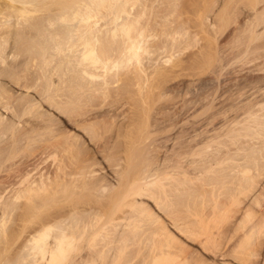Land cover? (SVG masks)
Here are the masks:
<instances>
[{
  "label": "bare ground",
  "instance_id": "bare-ground-1",
  "mask_svg": "<svg viewBox=\"0 0 264 264\" xmlns=\"http://www.w3.org/2000/svg\"><path fill=\"white\" fill-rule=\"evenodd\" d=\"M0 264H264V0H0Z\"/></svg>",
  "mask_w": 264,
  "mask_h": 264
},
{
  "label": "rangeland",
  "instance_id": "rangeland-1",
  "mask_svg": "<svg viewBox=\"0 0 264 264\" xmlns=\"http://www.w3.org/2000/svg\"><path fill=\"white\" fill-rule=\"evenodd\" d=\"M229 28H230V27H229ZM229 28H228V29H229ZM155 57H157V56L155 55ZM155 57H153V58H155Z\"/></svg>",
  "mask_w": 264,
  "mask_h": 264
}]
</instances>
